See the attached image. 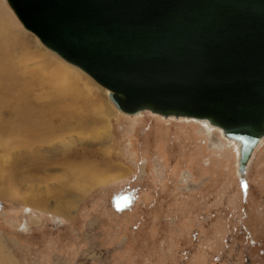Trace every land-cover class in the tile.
Masks as SVG:
<instances>
[{
	"label": "rangeland",
	"instance_id": "rangeland-1",
	"mask_svg": "<svg viewBox=\"0 0 264 264\" xmlns=\"http://www.w3.org/2000/svg\"><path fill=\"white\" fill-rule=\"evenodd\" d=\"M67 68L77 95L51 80ZM108 93L0 0V247L15 264H264V140L242 176L218 128L127 116Z\"/></svg>",
	"mask_w": 264,
	"mask_h": 264
},
{
	"label": "water",
	"instance_id": "water-1",
	"mask_svg": "<svg viewBox=\"0 0 264 264\" xmlns=\"http://www.w3.org/2000/svg\"><path fill=\"white\" fill-rule=\"evenodd\" d=\"M6 1L122 114L221 129L241 146L244 176L264 140V0Z\"/></svg>",
	"mask_w": 264,
	"mask_h": 264
},
{
	"label": "bare ground",
	"instance_id": "bare-ground-1",
	"mask_svg": "<svg viewBox=\"0 0 264 264\" xmlns=\"http://www.w3.org/2000/svg\"><path fill=\"white\" fill-rule=\"evenodd\" d=\"M18 45H20V44H18ZM17 45V46H18ZM14 46H16L15 44H14V42H10L9 43V49L8 50H11V48L12 47H14ZM16 46V47H17ZM19 47V46H18ZM63 60V59H62ZM82 71V70H81ZM51 80L52 79H55L56 81H58V82H61V83H59V84H57V85H59V87L61 88V90L59 89L58 91L60 92H62L63 94H73V95H77L78 93H79V91H78V85H77V77L75 76V72H73L71 69H60V70H58V72L57 71H54L53 73H51ZM2 78V77H1ZM49 78H50V76H49ZM95 81V80H94ZM97 83V82H96ZM103 88V87H102ZM60 92V93H61ZM109 92V91H108ZM61 93V94H62ZM108 95H109V93H108ZM19 103V105H22L23 104V106H21V107H23V113H25V112H27V108H26V105L24 104V103H22V102H18ZM12 106V105H11ZM24 108H26V110L24 109ZM99 110V109H98ZM95 111H97V109L95 110ZM104 111V113L106 114V116L108 115H110L111 114V111H110V109L108 108V109H105V110H103ZM102 111V112H103ZM119 112V111H118ZM20 113V112H19ZM28 113H29V115L32 113L30 110H28ZM119 113H121V112H119ZM122 114V113H121ZM23 115V114H22ZM124 115H126V114H124ZM139 115V114H138ZM141 115V114H140ZM128 116V115H127ZM139 117V116H138ZM20 118H22L21 116H20ZM165 120V119H164ZM169 120V119H168ZM187 120H197V119H186L185 121H187ZM200 122H202L204 125H206L209 129H215V128H217V127H214V126H211L207 121H201V120H199ZM25 128V127H24ZM218 131L222 134V136L227 140V141H229L231 144H234V146H235V148H236V152H237V160H238V165H239V159H240V144L238 143V142H235L234 140H230V139H228V138H226L225 136H224V134H223V131L221 130V129H219L218 128ZM211 132V131H210ZM209 134V133H208ZM207 134V135H208ZM215 140V139H214ZM216 141V140H215ZM219 141V140H218ZM212 143V142H211ZM215 144H216V142H215ZM217 145H219V144H217ZM251 161V160H250ZM250 161H249V163H250ZM237 163V162H236ZM248 163V164H249ZM76 168V169H75ZM74 169H75V171H73V173H75V174H77V175H87V176H91V177H93L97 182H100L101 180H102V178L101 177H98L97 179L95 178V176L93 175V173H95V172H92V167H87V166H84V165H79L78 167H75ZM90 168H91V170H90ZM78 173H80V174H78ZM103 181H105V180H103ZM102 181V182H103ZM0 264H15V262L13 261V259L11 258V256L4 250V248L3 247H0Z\"/></svg>",
	"mask_w": 264,
	"mask_h": 264
}]
</instances>
